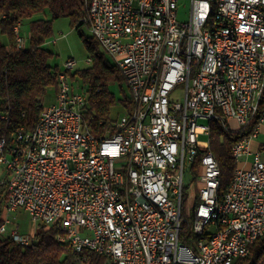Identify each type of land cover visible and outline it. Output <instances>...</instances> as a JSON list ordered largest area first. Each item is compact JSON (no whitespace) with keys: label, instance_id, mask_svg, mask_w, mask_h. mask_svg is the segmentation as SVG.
Wrapping results in <instances>:
<instances>
[{"label":"built area","instance_id":"2783aa9c","mask_svg":"<svg viewBox=\"0 0 264 264\" xmlns=\"http://www.w3.org/2000/svg\"><path fill=\"white\" fill-rule=\"evenodd\" d=\"M210 3L191 0L188 20L179 21L178 0L88 1L85 24L123 76L132 108L94 134L83 118L86 91L71 81L76 62L66 59L55 100L34 128L19 127L9 145L0 140L3 213L23 209L35 222L57 224L58 241L78 254H102L109 264H235L248 255L264 235V142L251 150L264 126V0H223L221 49L207 45ZM13 31L23 48L20 22ZM155 76L163 83L158 100H150ZM212 119L226 128L230 121L238 129L250 125L249 139L231 147L236 168L221 196L207 141ZM22 133L29 142H21ZM185 171L198 183L192 227L183 214L190 207ZM154 203L166 206L167 221ZM7 223L3 218L0 234ZM186 228L198 236L199 251L180 239ZM8 236L33 241L16 229Z\"/></svg>","mask_w":264,"mask_h":264},{"label":"trees","instance_id":"16d2710c","mask_svg":"<svg viewBox=\"0 0 264 264\" xmlns=\"http://www.w3.org/2000/svg\"><path fill=\"white\" fill-rule=\"evenodd\" d=\"M88 1L0 0V36L6 37V43L0 39V140L4 139L7 145L11 144L19 127L26 130L34 128L44 107L43 95L48 88H56L59 67L49 62L53 54L44 44L51 36L52 21L66 17L74 29H80L86 25L84 19ZM46 12L49 18H31ZM29 18V44L20 48L16 45L13 27ZM84 43L91 65L74 71L71 77L79 78L82 87L85 86L87 103L83 118L94 134H100L112 120L109 112L116 99L110 84L117 83L121 87L125 81L117 66L91 35L84 37ZM119 100L124 111L129 112L133 105L130 95L123 93ZM227 123L228 128L222 125L220 119L209 121L210 149L220 170L218 196L227 191L236 168L231 147L250 127L238 129ZM193 171L195 174L196 166H193ZM5 199V188L0 186V223ZM193 200L196 202L197 198ZM59 233L57 224L47 226L40 223L29 245H22L10 236L0 234V264H109L102 254L90 250L76 253L68 243L57 240ZM179 237L189 246L196 247L198 236L187 228L179 232ZM261 261H264V235L255 239L248 255L239 258L235 264H259Z\"/></svg>","mask_w":264,"mask_h":264},{"label":"rangeland","instance_id":"374dc122","mask_svg":"<svg viewBox=\"0 0 264 264\" xmlns=\"http://www.w3.org/2000/svg\"><path fill=\"white\" fill-rule=\"evenodd\" d=\"M190 2L191 0H178L177 6V18L179 21H185L189 18V9H190ZM49 18V14L42 13V14H35L31 18ZM29 19H25L21 23V35L25 36V44L24 47H27L29 44V29H28V22ZM91 34L89 29L86 25H82V27L78 30L74 29L69 22V19L66 17H59L54 19L51 24V36L48 40L44 43L45 47L50 50L53 54L52 58L49 60L51 64H57L60 69H63V63L68 58H73L76 62L74 71L83 70L89 67V63L86 62L87 57H89V52L87 47L84 43V37H89ZM0 39L6 43V37L1 35ZM108 59L111 58L107 55ZM73 71V72H74ZM71 81L76 86L77 84L81 87L79 88L80 91H85V86L82 87L81 81L79 78H72ZM110 89L115 95V104L110 108V117L111 119H117L120 114L124 112V108L120 103V98L122 97L123 93L129 94V89L126 83H122L121 87L117 83L110 84ZM175 100H182L183 98V91L179 88L176 93L174 94ZM55 100V89L48 88L42 98V103L44 106H47L53 103ZM232 125H235L233 121H230ZM201 138H206V136H201ZM259 142H264V126L261 128V132L259 133L258 137L252 141L251 150L255 149V144ZM256 144V145H257ZM249 158V157H248ZM4 176V174H3ZM184 182L186 185H189L188 190V211L184 210L183 214L184 217L188 220L190 227H192L193 222V210L191 206L195 202L193 199L196 200L197 193H198V183L197 179L192 178L191 173L185 171L184 174ZM1 218L8 219V223L6 226V232L1 234L3 236H8L10 234L11 229H16L19 234L22 235H29V237L34 236V232L37 229L39 222H35L31 219L29 214L24 211L23 209H18L15 211H6ZM206 231H214L213 225H208Z\"/></svg>","mask_w":264,"mask_h":264},{"label":"bare ground","instance_id":"6f19581e","mask_svg":"<svg viewBox=\"0 0 264 264\" xmlns=\"http://www.w3.org/2000/svg\"><path fill=\"white\" fill-rule=\"evenodd\" d=\"M223 0H211L207 10V18L210 23L207 27V45L214 49H221V41L218 38V16L221 12ZM170 50V43H163L161 45V52H168ZM215 77H223V70H215ZM163 76H155L152 86H150V100H158L160 95V88L162 87ZM250 137V130L239 137L237 141H245ZM207 141H209V131L207 134ZM21 142H29V133H22ZM220 177V172H219ZM135 182H143V175H135ZM154 211L158 215L160 221H167L166 206L163 203H154ZM215 223H222V213H215ZM196 247H192V251H199V241L195 243Z\"/></svg>","mask_w":264,"mask_h":264},{"label":"crops","instance_id":"0c3cea01","mask_svg":"<svg viewBox=\"0 0 264 264\" xmlns=\"http://www.w3.org/2000/svg\"><path fill=\"white\" fill-rule=\"evenodd\" d=\"M260 143V142H259ZM257 144V143H256ZM256 144H255V147H256ZM4 213L2 212V215H3Z\"/></svg>","mask_w":264,"mask_h":264}]
</instances>
